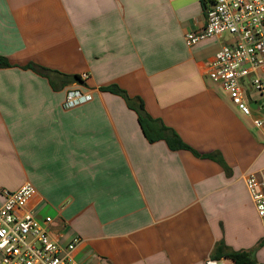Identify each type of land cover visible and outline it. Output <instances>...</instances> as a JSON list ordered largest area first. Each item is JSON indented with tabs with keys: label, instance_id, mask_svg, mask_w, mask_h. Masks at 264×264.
Segmentation results:
<instances>
[{
	"label": "crops",
	"instance_id": "1",
	"mask_svg": "<svg viewBox=\"0 0 264 264\" xmlns=\"http://www.w3.org/2000/svg\"><path fill=\"white\" fill-rule=\"evenodd\" d=\"M202 0H0V202L50 217L78 264H233L222 242L264 264V226L245 185L264 172V125L208 78L226 38L188 47ZM80 81L50 82L22 66ZM117 85L191 150L149 143ZM90 99L65 108L66 93ZM264 119V117H263ZM2 255L0 253V264Z\"/></svg>",
	"mask_w": 264,
	"mask_h": 264
},
{
	"label": "built area",
	"instance_id": "2",
	"mask_svg": "<svg viewBox=\"0 0 264 264\" xmlns=\"http://www.w3.org/2000/svg\"><path fill=\"white\" fill-rule=\"evenodd\" d=\"M204 1L205 26L199 32L185 34L186 46L227 35L209 66L208 78L221 86L230 103L243 116L254 112L252 104H257L263 112L264 0ZM89 99L88 94L69 90L64 107L71 108ZM261 115L262 118L254 121L257 127L264 125V113ZM245 185L264 226V172L249 173ZM33 193L29 184H23L15 192L2 191L1 264H78L71 257L77 240L61 246L51 237V218L39 220L25 210Z\"/></svg>",
	"mask_w": 264,
	"mask_h": 264
},
{
	"label": "trees",
	"instance_id": "3",
	"mask_svg": "<svg viewBox=\"0 0 264 264\" xmlns=\"http://www.w3.org/2000/svg\"><path fill=\"white\" fill-rule=\"evenodd\" d=\"M202 5L205 8L206 2L202 0ZM11 67L6 58L0 56V68ZM24 69L32 70L42 77H45L50 84L55 87V83L53 82V77L57 78L59 82L62 84H67L70 82L80 81L78 76H69L65 74H61L59 72L49 70L35 64H27L22 66ZM100 91H108L113 94H117L121 96L127 106L132 109L137 115L138 124L149 143H153L155 141L163 140L167 147L171 151H178L182 149L191 150L186 144H184L179 136L170 128L164 126L159 120H155L151 118L144 110L143 103L140 98H129L126 93L121 90L117 85H109L105 87H100ZM212 258L220 259L227 258L230 259L233 264H256V262L250 258L249 253L246 251H228L225 245L222 242H219L212 254Z\"/></svg>",
	"mask_w": 264,
	"mask_h": 264
},
{
	"label": "water",
	"instance_id": "4",
	"mask_svg": "<svg viewBox=\"0 0 264 264\" xmlns=\"http://www.w3.org/2000/svg\"><path fill=\"white\" fill-rule=\"evenodd\" d=\"M251 108H252L253 111H258V112L264 113V111L262 112V111L259 109V107H258L257 104H252V105H251Z\"/></svg>",
	"mask_w": 264,
	"mask_h": 264
},
{
	"label": "rangeland",
	"instance_id": "5",
	"mask_svg": "<svg viewBox=\"0 0 264 264\" xmlns=\"http://www.w3.org/2000/svg\"><path fill=\"white\" fill-rule=\"evenodd\" d=\"M224 38H227V35H224Z\"/></svg>",
	"mask_w": 264,
	"mask_h": 264
}]
</instances>
